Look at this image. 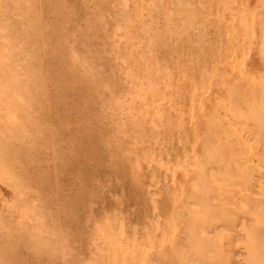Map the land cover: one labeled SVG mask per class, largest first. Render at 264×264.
I'll return each instance as SVG.
<instances>
[{"label": "bare ground", "instance_id": "obj_1", "mask_svg": "<svg viewBox=\"0 0 264 264\" xmlns=\"http://www.w3.org/2000/svg\"><path fill=\"white\" fill-rule=\"evenodd\" d=\"M0 264H264V0H0Z\"/></svg>", "mask_w": 264, "mask_h": 264}, {"label": "rangeland", "instance_id": "obj_2", "mask_svg": "<svg viewBox=\"0 0 264 264\" xmlns=\"http://www.w3.org/2000/svg\"><path fill=\"white\" fill-rule=\"evenodd\" d=\"M58 98H60V96ZM68 100L69 101H75L77 99H76V97H74V95L72 93H68ZM80 154H81L80 157L76 158L73 162H78L79 163V165H78L79 170L82 171L83 173H85L86 172L85 170L89 167V162H86L85 154H83V153H80ZM31 170L36 171L37 166L32 168ZM66 171L67 172H66L65 180L71 181L72 176H73L72 168L71 167L67 168ZM99 176H100L101 181L105 182L108 179V176H110V170H107V169L103 170L102 172H100ZM75 189H76V191L78 190V188H75ZM139 204H140V202H139ZM143 209H144V206L142 204H140L139 211L137 212L135 209L132 217L134 219L135 218L141 219L144 216V213H142Z\"/></svg>", "mask_w": 264, "mask_h": 264}]
</instances>
